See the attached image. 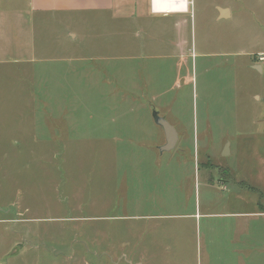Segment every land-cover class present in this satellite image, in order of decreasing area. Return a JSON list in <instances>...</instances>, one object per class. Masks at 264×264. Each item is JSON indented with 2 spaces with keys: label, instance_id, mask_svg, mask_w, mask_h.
<instances>
[{
  "label": "rangeland",
  "instance_id": "rangeland-1",
  "mask_svg": "<svg viewBox=\"0 0 264 264\" xmlns=\"http://www.w3.org/2000/svg\"><path fill=\"white\" fill-rule=\"evenodd\" d=\"M212 1L196 0L186 64L179 57L150 71L148 58L136 59L147 57L149 49L136 54L124 47L98 54L105 59L95 63L107 68L109 81H79L75 75L71 81H46L45 91L56 97L62 118L33 112L30 85L31 91L38 87L12 66L20 65V53L8 55V79L0 81V264H129L125 258L144 264H226L229 240L251 234L264 240V217L205 215L264 206V73L251 68L256 53L264 51V0H221L233 15L218 21L204 9ZM107 24L112 30L113 23ZM50 25L46 37L59 38L61 28ZM125 33L131 36L126 28ZM205 47L215 55H201ZM67 49L73 47L53 48L60 58L81 54L78 46ZM150 75L155 81L165 76L170 84L178 81L171 84L168 107L165 99L154 102L140 93L139 82L148 90L143 81ZM225 79L237 81L236 97L218 83ZM86 94L93 112L107 111L110 121L120 116L121 133L109 141L119 151L106 158L95 148L103 141L92 138L95 149L87 150L86 135L70 127L75 99ZM153 104L172 111L177 121L183 115L206 162L195 179L176 163L168 165L171 153L160 151L153 161L149 149L129 142L131 129L144 128L139 117L158 111ZM220 110L242 113L238 119L244 127L220 133ZM207 122L214 128L205 129ZM236 189L243 190L240 196ZM150 210L155 216L138 217Z\"/></svg>",
  "mask_w": 264,
  "mask_h": 264
},
{
  "label": "crops",
  "instance_id": "crops-1",
  "mask_svg": "<svg viewBox=\"0 0 264 264\" xmlns=\"http://www.w3.org/2000/svg\"><path fill=\"white\" fill-rule=\"evenodd\" d=\"M195 7L196 0H0V81L8 79V55L14 52L20 53V65L12 66H15V71L18 70L22 74L23 79L26 78V81H30L31 84L34 83V86L38 87L37 90L33 88L31 91L32 86L30 85L29 98L35 104L33 112L39 111L44 114L40 116L41 118H56V116L62 118L63 114L59 111L60 104L56 107V97L45 91L46 81H71V75H75L80 79L79 81L85 82L109 81L104 73L107 68L104 69L95 63V61L105 59L98 54L120 51L124 47L134 48L136 54L149 49L147 57L140 54V56H136V59L148 58L146 63H149L147 69L150 71L160 70L163 62L166 63L167 60L179 57L186 64L190 58L188 54L190 52L189 31L194 33V29L196 30V25L193 24L197 14ZM207 8L209 17L211 16L214 21L231 18L233 15L229 4L221 0H213L204 9ZM220 9L223 13L220 12ZM202 15H204L203 12ZM51 23L61 28L59 38H56L54 34L46 37L47 25L51 26ZM107 23H113L112 30L106 28ZM125 28L129 30L131 36L127 35L128 37H126ZM143 35L147 39L142 41ZM63 44L73 47L71 50L64 51H75L78 46L81 49V54H70V57L67 58L55 56L57 50H53V48L55 46L61 48ZM258 53H264V51ZM258 53L256 54L258 55ZM86 54L89 56H85ZM200 54H204V57L215 55L207 47L202 48ZM255 58L257 60L251 61V68L258 71V67L261 65L263 70L259 71L264 73V64L258 61V57ZM73 64L75 70L72 69ZM60 65L63 67L61 73L58 72L57 67ZM166 78L165 76L163 81H155L150 75L149 81H143L148 90H145L139 82L138 88L142 89L140 93L148 94L154 102L158 99H165V107H168V95L174 88L171 87V84L178 81H171L170 84ZM218 83L225 88L227 93H230L232 89V96L236 97L237 81L225 79ZM252 98H255V95ZM87 99H91L87 94L81 96L79 101L75 99L74 108L70 112V116L68 115L71 118L70 127L74 129L79 127L78 130L86 135L84 139H86L87 150L96 148L102 151V158H106L109 151H119V145H111L109 141L114 139V135L121 133V129L117 128L120 116L117 119L112 117L110 121L106 117L107 111L93 112L92 108L88 107ZM38 102H40L41 110H39ZM153 106L175 127L179 136L175 148L161 152V156L171 153V157L166 159L168 165L176 163L182 174L195 179L196 175L201 172V166L206 165V162L205 158L201 156L202 151L197 146L195 138L192 139L189 136L192 132H189L182 122L183 115H177L180 120L177 121L178 118L175 116V120H173L172 111L166 109L164 111L154 104ZM218 114L217 128L220 133L232 132L235 129L239 132L244 127L240 125L244 122L238 119V117H242V113L233 114L230 111L220 110ZM35 118H38V114L35 115ZM94 119L98 120L94 121ZM139 119L145 129H131L129 134L133 138L129 142L134 147L149 149L151 152L149 156L153 161H156L157 155L160 154V147L167 142L166 133L156 123L152 113L139 117ZM228 122L234 126L231 127ZM204 127L207 130L214 128L210 122H207ZM94 134L97 137H91ZM87 135H90V138ZM92 138L99 139L103 143L91 149L90 140ZM226 142L227 140L224 141V144ZM142 144L143 146H141ZM228 144L232 150V143ZM66 149H68V145L65 146ZM66 153L64 156H67ZM136 153L138 151L133 149L132 154ZM57 154L54 153V155ZM118 154L115 152V159ZM144 155L146 156L145 153ZM208 175H211L210 171ZM212 185L214 186V184L208 186ZM249 188L255 189L253 186H249ZM233 191L235 194L238 193L237 196L243 192L238 189ZM137 206H144L142 200L137 203ZM205 215H228L233 218L264 217V206L259 205L256 209L242 207L230 212H208ZM143 216L153 217L155 214L151 210L138 214V217ZM160 216H167V214H160ZM217 242L222 245L224 241ZM228 246L230 258L225 261L226 264H264L263 239H255L252 234L249 238L234 237L228 241Z\"/></svg>",
  "mask_w": 264,
  "mask_h": 264
},
{
  "label": "water",
  "instance_id": "water-1",
  "mask_svg": "<svg viewBox=\"0 0 264 264\" xmlns=\"http://www.w3.org/2000/svg\"><path fill=\"white\" fill-rule=\"evenodd\" d=\"M220 12L223 13L222 9H220ZM258 69L260 71L263 70L261 65H259ZM153 115H154V119H155L156 123L158 125H160L166 133L167 142H166V144H164L163 146L160 147V151L163 152V151H168V150L175 148V146L178 142V138H179L175 127L166 118L161 116L158 111L155 110L153 112ZM124 260L127 261L129 264H144L143 262L134 263V262H132L126 258Z\"/></svg>",
  "mask_w": 264,
  "mask_h": 264
},
{
  "label": "built area",
  "instance_id": "built-area-1",
  "mask_svg": "<svg viewBox=\"0 0 264 264\" xmlns=\"http://www.w3.org/2000/svg\"><path fill=\"white\" fill-rule=\"evenodd\" d=\"M257 57L264 64V53H258Z\"/></svg>",
  "mask_w": 264,
  "mask_h": 264
}]
</instances>
